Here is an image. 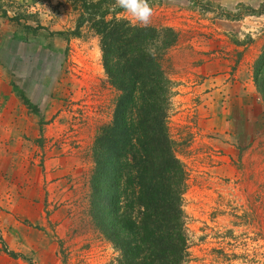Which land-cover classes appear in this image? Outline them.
Listing matches in <instances>:
<instances>
[{"label":"rangeland","instance_id":"374dc122","mask_svg":"<svg viewBox=\"0 0 264 264\" xmlns=\"http://www.w3.org/2000/svg\"><path fill=\"white\" fill-rule=\"evenodd\" d=\"M148 4L147 26L177 35L162 66L187 173L185 264H264V0ZM72 30L63 0H0V264H116L88 216L90 149L116 92L97 38Z\"/></svg>","mask_w":264,"mask_h":264},{"label":"trees","instance_id":"16d2710c","mask_svg":"<svg viewBox=\"0 0 264 264\" xmlns=\"http://www.w3.org/2000/svg\"><path fill=\"white\" fill-rule=\"evenodd\" d=\"M63 1L74 15L68 34L86 28L97 38L106 82L116 92L90 149L92 225L116 251V264H185L187 173L168 128L175 84L162 66L177 35L130 22L115 0ZM252 82L264 106V45L252 63Z\"/></svg>","mask_w":264,"mask_h":264},{"label":"clouds","instance_id":"9594fccd","mask_svg":"<svg viewBox=\"0 0 264 264\" xmlns=\"http://www.w3.org/2000/svg\"><path fill=\"white\" fill-rule=\"evenodd\" d=\"M113 7H119L127 13L133 21L140 25L147 26L152 17V9L148 4V0H115ZM149 54H155V48L148 49Z\"/></svg>","mask_w":264,"mask_h":264}]
</instances>
